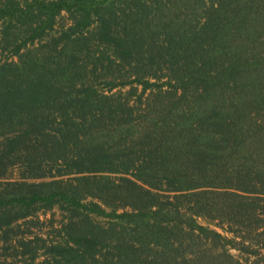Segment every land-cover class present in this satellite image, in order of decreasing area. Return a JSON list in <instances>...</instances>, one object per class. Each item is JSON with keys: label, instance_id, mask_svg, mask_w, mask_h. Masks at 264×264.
Masks as SVG:
<instances>
[{"label": "trees", "instance_id": "16d2710c", "mask_svg": "<svg viewBox=\"0 0 264 264\" xmlns=\"http://www.w3.org/2000/svg\"><path fill=\"white\" fill-rule=\"evenodd\" d=\"M4 53L0 264H264V0H0Z\"/></svg>", "mask_w": 264, "mask_h": 264}, {"label": "rangeland", "instance_id": "374dc122", "mask_svg": "<svg viewBox=\"0 0 264 264\" xmlns=\"http://www.w3.org/2000/svg\"><path fill=\"white\" fill-rule=\"evenodd\" d=\"M62 20H64V22L62 21ZM66 20V21H65ZM60 22H63V23H65V22H67V19H61L60 20ZM62 24V23H61ZM61 24L60 25H58L56 28H58V27H60L61 26ZM5 55H7L6 53H4V55H1L0 57H3V56H5ZM116 74V73H115ZM117 75V74H116ZM105 87H107V86H105ZM118 89H114V91H117ZM40 219L42 220V221H45V223H44V225H46V230H49V228H47V227H50V225L51 224H54V225H59L60 223H61V221H62V219H63V213H62V211L61 210H59V209H55V212H53V211H49V212H45V213H43V211H41V213H40ZM203 222H204V220H203ZM205 224H207L206 222H204ZM40 226H44L42 223H40L39 224ZM38 226L36 227V226H30L29 227V229L27 230V228H25V227H23L19 232H18V234H19V236H18V238H16V241H19V240H21V239H23V237L25 236V235H27V234H31L33 231L34 232H37L38 231ZM216 229H218L221 233H223L224 235H227L228 237H233L231 234H228V233H226V232H224L220 227L219 228H216ZM26 232V233H25ZM241 242V239H238L237 240V246L239 245V246H241L242 244L240 243ZM24 249H26V248H24L22 245H20V244H18V248H16L15 247V249H12L10 252L12 253H14L15 255H16V258L15 259H11V260H13L14 261V263L15 264H24V263H22L21 262V260H22V257L20 256L21 254H23L24 252L23 251H25ZM20 251H22V252H20ZM29 250L27 249V252H28ZM232 252L233 253H235L236 255H240V256H242L243 255V258H242V260H243V262H245V259H246V257H248L249 256V254H242V253H240V251L238 250V249H235V248H232ZM17 253H18V255H17ZM258 255L260 256V255H264V248H260L259 249V251H258ZM26 256H28V257H23L24 259H26V262H25V264H32L31 263V260H29V255L27 254ZM255 257L256 256H253L251 259H255ZM245 258V259H244ZM23 259V260H24ZM42 259V257H40V259L38 260V261H40ZM8 261H10V259L8 260Z\"/></svg>", "mask_w": 264, "mask_h": 264}]
</instances>
